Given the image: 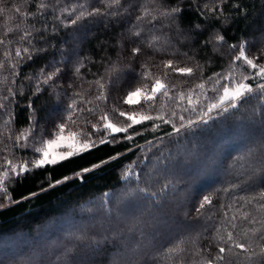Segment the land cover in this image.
Returning <instances> with one entry per match:
<instances>
[{"label":"trees","instance_id":"obj_1","mask_svg":"<svg viewBox=\"0 0 264 264\" xmlns=\"http://www.w3.org/2000/svg\"><path fill=\"white\" fill-rule=\"evenodd\" d=\"M168 2L174 3L175 0ZM207 2L209 0H197L198 6ZM64 3L72 4L74 0H64ZM237 4L239 8L234 7ZM4 6L5 11L0 13V34L8 27L15 28L20 22L14 7L19 6L28 12L35 10L34 3L25 9L23 0H4ZM93 6L102 7L98 0H93ZM182 7L185 11L180 24L185 31L194 29L196 24L207 25L208 30L203 33L191 31L193 39L190 42H179L174 37V47L167 51L178 50L177 59H183L180 54L184 52L194 56L189 65L195 62L203 65L205 78L214 72L224 73L230 63L240 71L250 72L253 70L240 68V62L234 61L236 53L227 47L228 44L248 41L246 54L250 57L258 55L256 62L264 63V0H226L220 5L223 9L221 20L225 16L229 20L226 25L215 19L206 21L197 11H189L191 5L188 0ZM91 19L82 21L83 26L69 25L65 28L61 21L49 18L47 43H37V47H46L47 51L21 64L19 74L9 76V81L15 80L14 84H0V88L5 90L8 87L18 90L14 100L10 97L13 131L27 127L33 109L37 123L44 126L45 134L66 114L69 96L59 87L53 92L48 86H42L43 91L32 94L35 85L25 77H35L44 65L60 61L64 72H68L74 71L80 61H84L80 71L83 80L77 76H73V80L77 84L83 83L87 89V82L103 74L109 60L117 61L119 58L121 66L127 62L126 42L124 48L117 45L118 40H123L120 34L125 32L126 22L109 21L106 28L103 23L90 24L88 21ZM40 23L36 21L37 26ZM213 25L227 41L216 51L212 50V45L202 46L200 43L207 38ZM143 26L146 29L150 27L147 24ZM14 35V32L10 33L9 37ZM155 55L158 60L160 54ZM44 70L49 71L48 68ZM64 72L57 78L60 84L64 82ZM174 78L185 79L176 74ZM111 79L110 98L120 95L128 86L126 73H117ZM248 82L255 86L254 82ZM209 95L213 93L209 92ZM90 97L91 93L85 95V99ZM29 104L31 107H27ZM88 115L84 113V116ZM165 131H171V127L164 125L163 130L157 133L144 131L132 142L122 140L115 145H99L60 160L57 165L35 169L32 174L25 175L23 182L13 180L9 185L10 200L0 207V264H112L113 258L116 264H180L181 260L183 264H193L199 259L193 255L194 250L205 248L210 243L214 234L213 222L219 226L223 211L221 204L243 206L244 211L264 218L256 211V200L246 204L244 199L258 196L264 190V169L261 167L264 150L259 146L260 137L264 135V99L253 94L237 109L210 121L204 129L175 139L165 136L158 147L149 149L146 146L147 141L155 142L156 136L164 135ZM137 143L145 147H135ZM129 148L132 150L128 151ZM250 149L254 151L250 153ZM113 156L117 158L111 159ZM129 166H134V170L140 173L141 187L156 191L161 199L158 203L143 201L140 208L132 213L128 211L127 199L109 200L108 207L112 212L107 215L101 208L103 192L119 195L137 183L134 178H130V182L122 179V173ZM84 168L92 171L77 177L76 173ZM48 179L65 182L48 188ZM166 183L169 188L160 193ZM233 184L238 187L232 188ZM42 188L48 190L41 191ZM225 188L229 190L224 191ZM205 195L213 197V205L206 206L201 210L202 214H198L196 209ZM237 225L234 233L237 238L241 242L250 239L255 247L256 238L251 234L244 238L241 230L258 225H249L247 221L241 223L240 220H237ZM81 230L83 238H69L72 234L79 235ZM180 242H183L185 251L169 255L168 249ZM212 246L215 250V245Z\"/></svg>","mask_w":264,"mask_h":264},{"label":"snow or ice","instance_id":"obj_2","mask_svg":"<svg viewBox=\"0 0 264 264\" xmlns=\"http://www.w3.org/2000/svg\"><path fill=\"white\" fill-rule=\"evenodd\" d=\"M184 2L185 0H175L174 3H169L168 0H98L102 5L99 7L93 6V0L84 2L74 0L72 4H65L64 0H23L25 9L30 3H34L35 10L28 12L22 11L19 6L14 7V12L21 20L15 28L8 27L0 34V46L3 48L0 51V84H14L15 80L9 81V76L18 75L21 64L47 51L46 47H37V43L41 41L47 43L49 18L61 21L65 28L69 25L83 26L82 21L89 17L92 18L88 21L90 24L103 23L106 28L109 21L120 23L123 20L127 27L125 32L120 34L123 40H118L117 45L124 48L126 42L128 60L123 66L119 58L117 61L109 60L105 72L97 79L87 82L89 84L87 89L83 83L77 84L73 80V76L83 80L80 71L84 67V61H80L74 71L64 72L62 63L57 61L41 67L35 77L26 76L25 78L35 85L33 95L43 91L42 86H48L53 92L59 87L69 96L70 102L67 104L65 116L51 125L47 134L44 126L37 123L34 109L27 127L13 131L14 114L11 104L18 90L14 91L12 87L6 90L0 88V145H3L0 147V207H4L10 200L9 185L12 181L23 182L25 175L32 174L35 169L57 165L60 160H66L99 145H115L122 140L132 142L144 131L157 133L163 130L164 125H169L171 131L156 136L155 142H146L149 149L158 147L164 142L165 136L175 139L186 133L204 129L210 121L237 109L241 102H245L247 97L253 94H258L264 99V63L256 62L259 59L258 55L250 57L246 54L248 41L228 44L227 47L236 53L234 61L240 62V68L253 71H240L234 63H230L224 73L214 72L206 78L203 75V65L199 62L189 65V61H194V56L184 52L180 54L183 59H177L178 50L167 51L168 48L174 47V37L178 38L179 42H190L193 39L191 31L203 33L208 30L207 25L202 27L200 24H196L194 29L188 31L181 27L180 20L185 11L182 7ZM188 2L191 5L188 10L197 11L206 21L215 19L221 21L222 25L229 22L227 16L221 20L223 9L220 5L226 0H209L199 6L197 0ZM234 7L239 8L240 5ZM4 11V0H0V13ZM117 17L120 19H116ZM29 20L32 23H26ZM36 21L41 22L39 26ZM145 24L150 27L146 29L143 26ZM13 32L15 35L10 38L9 34ZM200 43L202 46L212 45V50L216 51L220 46L227 44V41L213 25L207 38ZM157 53L160 54L158 60L155 55ZM45 68L49 71L45 72ZM62 72L64 82L60 84L57 78ZM117 73L127 74L128 86L120 95L110 98L109 84L112 82V76ZM174 74L185 79L177 80ZM248 81L254 82L255 86ZM209 92L213 95H209ZM87 93H91L89 99H85ZM84 113L89 115L84 116ZM184 113L189 115L185 116ZM259 146L264 150V135L260 137ZM135 147L143 149L145 145L137 143ZM55 149L63 151L57 152ZM249 151L251 153L254 150ZM116 158L113 156L111 159ZM261 167L264 169V161L261 162ZM90 171L91 168H84L82 172L76 173V176L80 177ZM130 178L137 182L134 188H129L119 195L103 192L101 208L107 215H111L112 212L108 207L109 200L127 199L128 211L132 213L140 208L143 201L152 200L158 203L161 199L156 191L141 187L140 173L134 170V166H129L122 173L124 181L130 182ZM64 182L60 179L55 181L48 179V188H54ZM231 187L236 188L238 185L233 184ZM48 188H42L41 191H47ZM168 188L169 184H164L160 193ZM244 199L246 204L256 200V211L264 217V203L260 202L264 201V190L258 196ZM211 205L213 197L205 195L196 211L202 214L201 210ZM220 208L223 211L219 226H215L213 222L214 234L210 238V243L205 248L197 247L194 250L193 255L199 259L194 260L193 264H264V218H257L251 211H244L243 206L221 204ZM237 220L241 223L247 221L253 226L258 225L241 230L244 238H248L250 234L256 238L255 247L252 240L246 239V242H241L234 234L238 227ZM83 235L84 232L81 230L79 235L72 234L69 238L81 239ZM182 243L169 248L168 254L184 252ZM112 264H116L115 258ZM180 264H183V260Z\"/></svg>","mask_w":264,"mask_h":264},{"label":"rangeland","instance_id":"obj_3","mask_svg":"<svg viewBox=\"0 0 264 264\" xmlns=\"http://www.w3.org/2000/svg\"><path fill=\"white\" fill-rule=\"evenodd\" d=\"M223 83V82H222ZM55 151L60 152L63 151V149H55ZM59 159V158H58Z\"/></svg>","mask_w":264,"mask_h":264}]
</instances>
